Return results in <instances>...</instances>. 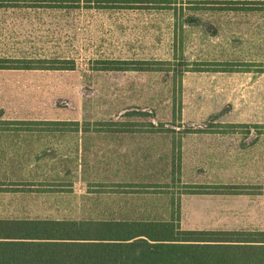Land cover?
Returning <instances> with one entry per match:
<instances>
[{
  "label": "rangeland",
  "instance_id": "1",
  "mask_svg": "<svg viewBox=\"0 0 264 264\" xmlns=\"http://www.w3.org/2000/svg\"><path fill=\"white\" fill-rule=\"evenodd\" d=\"M208 1L0 0V57L44 66L0 69V218L264 230V0Z\"/></svg>",
  "mask_w": 264,
  "mask_h": 264
},
{
  "label": "trees",
  "instance_id": "2",
  "mask_svg": "<svg viewBox=\"0 0 264 264\" xmlns=\"http://www.w3.org/2000/svg\"><path fill=\"white\" fill-rule=\"evenodd\" d=\"M121 63L104 67L127 69ZM34 65L0 57V69L44 68ZM0 264H264V230L185 229L173 218H0Z\"/></svg>",
  "mask_w": 264,
  "mask_h": 264
},
{
  "label": "crops",
  "instance_id": "3",
  "mask_svg": "<svg viewBox=\"0 0 264 264\" xmlns=\"http://www.w3.org/2000/svg\"><path fill=\"white\" fill-rule=\"evenodd\" d=\"M65 137V136H63ZM75 136H67L65 139H59L60 141H67L68 144L66 143H60V144H55L57 147H63L66 148L65 150H72V149H76L77 152H81L84 150V144L82 143V140L80 139V143L77 144L76 139L74 138ZM72 139V140H71ZM77 179V180H76ZM88 180L86 179V177H76L74 176V179H72L69 183V188L65 186L66 185H61L59 186V191H58V195L60 194V196H65L68 195L69 197H74V198H87L88 196H91L92 193L91 191L87 188L90 187L88 182ZM65 192H67V194H65ZM31 218V217H30ZM39 218V217H38ZM50 219H73V220H106V219H116V220H124V219H129V220H133L134 218H124V217H113V218H108V217H103L100 215H91L89 213L87 214H82V215H78V216H57V217H53ZM137 219H141V218H137Z\"/></svg>",
  "mask_w": 264,
  "mask_h": 264
}]
</instances>
